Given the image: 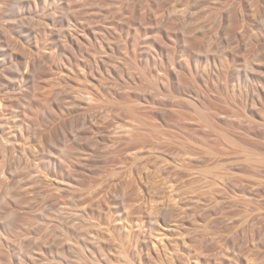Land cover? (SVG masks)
I'll return each instance as SVG.
<instances>
[{"label": "rangeland", "instance_id": "rangeland-1", "mask_svg": "<svg viewBox=\"0 0 264 264\" xmlns=\"http://www.w3.org/2000/svg\"><path fill=\"white\" fill-rule=\"evenodd\" d=\"M34 1L0 0V264H264V0Z\"/></svg>", "mask_w": 264, "mask_h": 264}, {"label": "bare ground", "instance_id": "bare-ground-1", "mask_svg": "<svg viewBox=\"0 0 264 264\" xmlns=\"http://www.w3.org/2000/svg\"><path fill=\"white\" fill-rule=\"evenodd\" d=\"M31 1H33V3L36 2V1H34V0H29V2H31ZM57 1H58V0H57ZM67 1H68V0H67ZM67 1H66V2H67ZM69 1H71L70 4L68 3L70 6L68 5L67 8L70 7V8H69V10H70L69 12H70V13L67 11V14H68L67 16H69V14L71 15V13L74 14V13L76 12L77 15H75L76 13L74 14V16L76 17V16H78V13H81V12H82V13H83V12L86 13V12H87V10L85 11V9H84V10L82 11L81 9H83L84 5L87 3L88 0H87V1H86V0H85V1L81 0V2H84V3H82V4L80 3L79 0H78V1H79L78 3H80V4L75 3L76 0H74L75 2H73V0H69ZM93 1H94V0H93ZM96 1H97V0H96ZM98 1H100V0H98ZM47 2H48V1H47ZM54 2H55V0H54ZM72 2H73V3H72ZM85 2H86V3H85ZM26 3H27V2H26ZM44 3H45V2H44ZM71 3H72L73 5H71ZM35 4H37V3H35ZM35 4H34V5H35ZM45 4H46V3H45ZM74 4H77V5H74ZM83 4H84V5H83ZM86 5H87V4H86ZM86 5H85V6H86ZM96 5H97V4H96ZM23 6H25V5H23ZM23 6H22V7H21V6L19 7V10H18V11H19V14H20V15H21L24 11H26V9L29 10L30 15L32 14L31 16H34L33 14H36V13H33V12L36 11V8L34 9V6L32 5V2H31V3H28L25 7H23ZM36 6H37V5H36ZM55 6H56V5H55ZM50 7H51V6H50ZM53 7H54V5H53ZM87 7H88V5H87ZM38 8H39V7H38ZM84 8H86V7H84ZM61 9H62V8H61ZM42 10H43V9H42ZM47 10H50V8L47 9ZM55 10H56V9H55ZM63 10H64V9H63ZM67 10H68V9H67ZM53 11H54V10H53ZM53 11H52V12H53ZM36 12H38V11H36ZM54 12H55V11H54ZM59 12H60V11H59ZM65 12H66V11H65ZM57 13H58V12H56V14H57ZM24 14H25V13H24ZM38 14H40V13H38ZM38 14H37V15H38ZM41 14H42V13H41ZM53 14L55 15V13H53ZM86 14H87V13H86ZM37 15H35L33 18H35ZM57 16H58V15H57ZM59 16H60V15H59ZM64 16H65V15H64ZM27 17H28V16H27ZM37 17H38V16H37ZM69 17H70V16H69ZM80 17H81V15H80L78 18H80ZM82 17H83V16H82ZM23 18H24V17H23ZM23 18H21V19H23ZM29 18H30V17H29ZM51 18H52V17H51ZM62 18H63V17H62ZM70 18H71V17H70ZM70 18H68V17H64L63 20H66V21H63V20H62V21L65 22V23H67V24H69V23H70V20H69ZM54 19H55V17L53 18V20H54ZM71 19H72V18H71ZM75 19H76V18H75ZM75 19H73V20H75ZM31 20H32V19H31ZM56 20H57V19H56ZM59 21H60V20H59ZM68 21H69V22H68ZM36 22H37V21H36ZM39 22H40V21H39ZM33 24H34V23H33ZM37 24H38V23H37ZM54 24H55V22H54ZM70 24H72V23H70ZM70 24L67 25V26L70 27V26H71ZM64 25H65V24H64ZM33 27H34V26H33ZM62 27H63V26H62ZM64 27H66V26H64ZM70 28H71V27H70ZM33 29H34V28H33ZM33 29H32V31H33ZM62 30H63V29H62ZM64 30H65V29H64ZM64 30L60 32V33H61L60 36H61L62 38H65L66 40H68L67 37H68L69 33H71V31L69 32V31H68V28H67L65 31H64ZM33 32H34V31H33ZM36 33H37V32H36ZM75 33H76V31H75ZM28 34H29V33H28ZM38 35H40V34L38 33ZM70 35H72V34H70ZM76 35H78V33H77ZM74 36H75V35H74ZM35 37H36V36H35ZM38 37H40V36H38ZM33 38H34V37H33ZM39 39H40V38H39ZM74 39H75V38H74ZM37 40H38V39H37ZM68 41H69V40H68ZM79 41H80V40H79ZM63 42H64V40H63ZM76 42H78V41H76ZM78 43H79V42H78ZM80 43H82V45H83V42H80ZM37 45H38V44H37ZM69 46H70V45H69ZM78 46H79V45H78ZM80 46H81V45H80ZM66 47H67V46H66ZM66 47H65V48H66ZM71 47H72V46H71ZM71 47H70V48L68 47V48L71 49ZM72 50H73V48H72ZM72 50H69V51H72ZM66 51H68V50H66ZM74 51H75V50H74ZM72 54H73V53H72Z\"/></svg>", "mask_w": 264, "mask_h": 264}]
</instances>
